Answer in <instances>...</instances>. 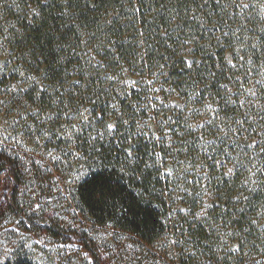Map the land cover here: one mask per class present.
<instances>
[{"label": "trees", "instance_id": "obj_1", "mask_svg": "<svg viewBox=\"0 0 264 264\" xmlns=\"http://www.w3.org/2000/svg\"><path fill=\"white\" fill-rule=\"evenodd\" d=\"M13 224L109 264H264V0H0Z\"/></svg>", "mask_w": 264, "mask_h": 264}, {"label": "rangeland", "instance_id": "obj_2", "mask_svg": "<svg viewBox=\"0 0 264 264\" xmlns=\"http://www.w3.org/2000/svg\"><path fill=\"white\" fill-rule=\"evenodd\" d=\"M5 228L13 229L14 233L7 234L9 232ZM5 228L0 229V262L11 258L19 250L36 264H109L110 261L104 256L94 261L90 253L81 248L79 239L58 241L47 233L24 232L14 224Z\"/></svg>", "mask_w": 264, "mask_h": 264}, {"label": "snow or ice", "instance_id": "obj_3", "mask_svg": "<svg viewBox=\"0 0 264 264\" xmlns=\"http://www.w3.org/2000/svg\"><path fill=\"white\" fill-rule=\"evenodd\" d=\"M109 128L112 127V125H108ZM93 179L98 183V184H105L107 183V178L103 175V173H99V174H94L93 175ZM102 194V193H101Z\"/></svg>", "mask_w": 264, "mask_h": 264}]
</instances>
